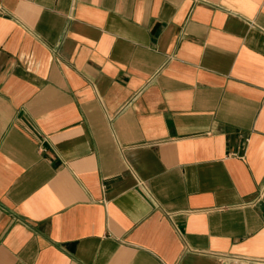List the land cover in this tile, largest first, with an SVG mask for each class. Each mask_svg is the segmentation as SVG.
Listing matches in <instances>:
<instances>
[{"label": "crops", "instance_id": "0c3cea01", "mask_svg": "<svg viewBox=\"0 0 264 264\" xmlns=\"http://www.w3.org/2000/svg\"><path fill=\"white\" fill-rule=\"evenodd\" d=\"M264 260V0H0V264Z\"/></svg>", "mask_w": 264, "mask_h": 264}, {"label": "built area", "instance_id": "2783aa9c", "mask_svg": "<svg viewBox=\"0 0 264 264\" xmlns=\"http://www.w3.org/2000/svg\"><path fill=\"white\" fill-rule=\"evenodd\" d=\"M219 264H264L263 259H250L246 257L226 256L220 258Z\"/></svg>", "mask_w": 264, "mask_h": 264}]
</instances>
